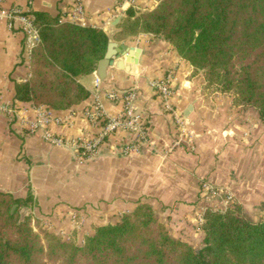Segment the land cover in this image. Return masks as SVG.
Wrapping results in <instances>:
<instances>
[{
    "label": "crops",
    "instance_id": "0c3cea01",
    "mask_svg": "<svg viewBox=\"0 0 264 264\" xmlns=\"http://www.w3.org/2000/svg\"><path fill=\"white\" fill-rule=\"evenodd\" d=\"M160 1L136 0L133 6L125 0H6L5 7L31 15L47 12L67 21L76 14L77 24L107 32L130 7L146 12ZM78 6L81 14L75 11ZM115 42L119 50L124 46L134 50L135 56L119 59L130 70L113 65L104 79L98 70L84 77L81 82L91 96L68 110L51 109L62 122L49 129L69 140H91L102 132L103 123L90 121L86 111L100 103L107 117L119 116L123 96L134 91L148 142L139 153L124 155L122 149L137 136L118 129L97 156L81 163L72 149L53 146L42 132L24 126V118L35 121L41 109L16 100V85L31 76V51L19 24L10 29L7 20L0 21V103L17 111L16 116L0 113V190L20 199L31 193L35 206L30 213L46 228L78 243L148 201L173 238L203 250L200 218L208 208L198 198L203 180L233 193L248 220L264 221V119L259 112L237 104L232 94L207 86L204 72L196 71L163 38L140 33L125 40L115 37ZM129 58L137 62H128ZM97 77L102 81L98 91ZM155 84H165L173 92L170 103L190 124L195 151L175 145V116L166 110ZM111 92L121 98L112 102ZM213 204L223 211L227 205L221 196Z\"/></svg>",
    "mask_w": 264,
    "mask_h": 264
},
{
    "label": "trees",
    "instance_id": "16d2710c",
    "mask_svg": "<svg viewBox=\"0 0 264 264\" xmlns=\"http://www.w3.org/2000/svg\"><path fill=\"white\" fill-rule=\"evenodd\" d=\"M41 42L31 52V76L16 85V100L68 110L86 101L84 77L105 58L107 32L36 12ZM118 40L140 33L170 42L209 87L232 94L264 119V0H161L151 11L130 7ZM17 208L14 210V207ZM35 200L0 190V264H264V221L239 209L208 210L205 248L173 238L150 203L142 202L116 224L97 227L83 244L65 240L20 211Z\"/></svg>",
    "mask_w": 264,
    "mask_h": 264
},
{
    "label": "built area",
    "instance_id": "2783aa9c",
    "mask_svg": "<svg viewBox=\"0 0 264 264\" xmlns=\"http://www.w3.org/2000/svg\"><path fill=\"white\" fill-rule=\"evenodd\" d=\"M33 0H30L32 2ZM131 5L134 0H125ZM6 0H0V21L7 20L8 27L13 29L16 25H20L24 34L26 35V45L32 52L40 42V34L34 23V15L25 13L18 8L5 7ZM76 13L81 14L83 12L82 6H78L75 9ZM77 15L74 14L71 18V22L77 23ZM62 20V19H61ZM63 21V20H62ZM102 81L97 77L95 81L96 91L101 87ZM154 87L160 92L162 98L165 100L166 110L174 114L176 123L179 124V130L184 131L187 120L183 118L182 114L175 111L170 103V99L173 96V92L165 85H154ZM96 92V96H97ZM137 94L133 91L123 96L124 111L121 115L115 117H107L106 112L100 103L94 104V106L86 111V117L92 122L103 123V130L100 134L91 140L87 139H66L56 136L50 129L49 125L52 123L59 124L62 120L55 117L50 108L39 109L37 112V119L31 121L24 118V126L31 132H42L43 138L53 146L67 147L72 149L76 156L81 159H90L99 154L100 146L107 140V138L118 129H127L136 133V142L132 145L126 146L122 149L124 155H130L138 153L141 145L147 141L146 122L142 114L137 112L135 107V100ZM108 98L112 102H117L121 97L115 92L108 94ZM98 99H96V102ZM0 113H7L12 116L17 115L16 108L7 107L0 103ZM182 128V129H181ZM182 135V134H181ZM184 136V135H182ZM205 190H210L211 186L204 184Z\"/></svg>",
    "mask_w": 264,
    "mask_h": 264
},
{
    "label": "rangeland",
    "instance_id": "374dc122",
    "mask_svg": "<svg viewBox=\"0 0 264 264\" xmlns=\"http://www.w3.org/2000/svg\"><path fill=\"white\" fill-rule=\"evenodd\" d=\"M136 4V0H134V3L132 4L133 6ZM142 12V11H141ZM207 86H208V84H207ZM175 122H176V120H175ZM176 124V139H175V145H177V147H179V146H182V147H185L188 151H190V152H193V151H195L196 150V146H195V143H194V137H195V134L193 133V131H192V129L190 128V124L188 123V122H186V126H185V128H184V131H182V130H179V127H178V125L179 124H177V123H175ZM182 129V128H181ZM184 135V136H182V135ZM146 142H148V138H147V141ZM145 143V142H144ZM142 146V145H141ZM140 150H141V147H140ZM140 152V151H139ZM138 152V153H139ZM133 154H136V153H133ZM79 159V158H78ZM86 160H88V159H85V160H81V159H79V161L81 162V163H83V162H85ZM204 184H207V185H209V186H211V189L210 190H205L204 189ZM220 196L224 199V202L225 203H227V205H225V207H224V211L223 210H221V208L220 207H218V206H216L215 204H213V202L215 201V200H217L218 198H220ZM198 198H199V200L200 201H204L206 204H208V208H206V211H205V214H206V212L208 211V210H212V211H216V212H225V211H227V210H230V209H239L240 210V212H241V214L246 218V219H248L247 218V216H246V214L244 213V210H243V208H242V206L235 200V198H234V195H233V193H231V192H228V191H225V190H222L221 188H218V187H216V186H214L212 183H209L208 181H205V180H203V181H201L200 183H199V190H198ZM147 203H150V202H148L147 201ZM151 204V203H150ZM152 205V204H151ZM137 207V206H136ZM135 207V208H136ZM25 208V207H24ZM28 208V207H27ZM134 208V209H135ZM133 209V210H134ZM132 211V210H131ZM131 211H129V212H131ZM126 213H128V212H126ZM126 213H124V214H126ZM124 214H122V216L124 215ZM205 214L200 218V222H201V224L203 225V223H204V216H205ZM122 216H121V218H122ZM29 217H33V219H34V221L35 220H38V221H40L41 222V224L44 226V224H43V222L41 221V220H39V219H37V218H35L33 215H32V213H30V216ZM28 217V218H29ZM121 220V219H120ZM119 220V221H120ZM160 220V219H159ZM118 221V222H119ZM161 221V220H160ZM117 222V223H118ZM162 222V221H161ZM110 224H116V223H107V224H105V225H110ZM102 226H104V225H102ZM166 226V225H165ZM45 227V226H44ZM100 227V226H99ZM167 228V227H166ZM48 229V228H47ZM48 230H50V229H48ZM51 231V230H50ZM53 232V231H52ZM169 232V231H168ZM60 235V234H59ZM62 236V235H61ZM63 237V236H62ZM64 238V237H63ZM65 239V238H64ZM65 240H68V241H73V242H76V243H78L77 241H75L74 239H65ZM84 243V242H83ZM83 243H78V244H83ZM192 247H194L197 251H198V247L197 246H195V245H192V244H190ZM203 246H204V242H203Z\"/></svg>",
    "mask_w": 264,
    "mask_h": 264
},
{
    "label": "water",
    "instance_id": "95a60500",
    "mask_svg": "<svg viewBox=\"0 0 264 264\" xmlns=\"http://www.w3.org/2000/svg\"><path fill=\"white\" fill-rule=\"evenodd\" d=\"M120 22H121V18H117L111 24V26L109 27L107 31V36L109 39V47H108V51H107L105 58L100 62L99 67H98V75L100 78H103V79L105 78L106 70L113 65H116L118 68L126 69L129 71L130 66H124L123 62L119 59L126 55L135 56L134 50H130L126 46H124L123 50L118 49V46L115 42V37L121 31L120 28H118ZM128 62L135 63L137 62V58L136 59L129 58ZM16 208L17 206L14 207V210ZM29 216H30V209L27 207L23 208L20 211L19 223L25 222ZM198 252H200V250H198Z\"/></svg>",
    "mask_w": 264,
    "mask_h": 264
}]
</instances>
